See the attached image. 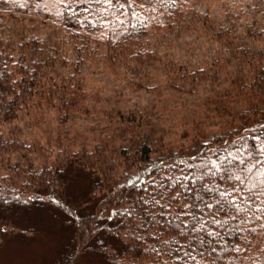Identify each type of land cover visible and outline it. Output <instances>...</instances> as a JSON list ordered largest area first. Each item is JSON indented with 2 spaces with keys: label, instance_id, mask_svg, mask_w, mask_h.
Returning a JSON list of instances; mask_svg holds the SVG:
<instances>
[{
  "label": "trees",
  "instance_id": "16d2710c",
  "mask_svg": "<svg viewBox=\"0 0 264 264\" xmlns=\"http://www.w3.org/2000/svg\"><path fill=\"white\" fill-rule=\"evenodd\" d=\"M201 2L49 9L44 0H0V250L10 239L29 245L46 225L60 236L41 264H264V46L240 40L234 22L217 25L240 64L221 91L210 86L208 110L226 120L179 145L155 135L144 109L105 105L84 69L96 59L117 73L160 62L179 80L212 85L206 69L163 62L153 44L207 24ZM255 21L246 34L264 39V19ZM178 83L170 86L195 91ZM27 116L47 123L45 135L5 127ZM75 116L101 122L80 128Z\"/></svg>",
  "mask_w": 264,
  "mask_h": 264
},
{
  "label": "rangeland",
  "instance_id": "374dc122",
  "mask_svg": "<svg viewBox=\"0 0 264 264\" xmlns=\"http://www.w3.org/2000/svg\"><path fill=\"white\" fill-rule=\"evenodd\" d=\"M81 1L89 0H44V3L49 9H53L55 4ZM199 8L206 14L204 20L210 26L201 21L194 28L172 32L168 37H154L153 44L156 43L154 49L163 57L160 58L163 62L173 58L182 61L181 63L190 69H206L208 77H216V82L212 85L200 78H196L194 82L188 77L179 80L160 62L153 64L148 71L122 68L117 73L108 67L105 68L101 59H96L88 61L84 68L88 73V81L99 88L105 105L124 110L144 109L154 126L155 135L164 137L167 142L174 145H179V142H184L197 133L213 135L226 120L208 110L207 101L212 97L210 88L217 91L225 88L227 85L224 82L235 71L237 73L240 64L233 58L228 43L215 36L217 25L234 22L240 25L238 31L240 40H247L257 47L264 46V39H253L246 34V29L256 24L255 20L264 19L262 12L264 0H202ZM234 12L240 13L239 18L237 15H231ZM132 80L146 82L151 88H136L132 85ZM176 81L187 89L193 86L195 91L175 90L170 84ZM43 119L50 125H55L51 115H44ZM74 121L80 128L88 124L99 125L101 122L100 119L82 116H75ZM46 125L47 123L36 125L32 116H27L5 127L7 130L12 129L25 134L26 137H32L45 135ZM6 229V226H1L2 233ZM59 236L58 232L50 233L48 226L45 225L29 245L10 239L0 250V264H41L44 258L51 260L55 249L53 238Z\"/></svg>",
  "mask_w": 264,
  "mask_h": 264
},
{
  "label": "snow or ice",
  "instance_id": "6c2138e0",
  "mask_svg": "<svg viewBox=\"0 0 264 264\" xmlns=\"http://www.w3.org/2000/svg\"><path fill=\"white\" fill-rule=\"evenodd\" d=\"M109 2H110V0H109ZM249 170H250V169H249ZM236 179H237V180H240L239 177H236ZM240 182L243 183L242 180H240ZM233 204L235 205V200L233 201ZM235 206H236V208H237L238 211H239V210H242V209H240L239 205H235ZM206 207H211V205H206Z\"/></svg>",
  "mask_w": 264,
  "mask_h": 264
}]
</instances>
